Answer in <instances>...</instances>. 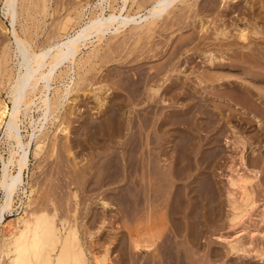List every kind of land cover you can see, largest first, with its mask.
<instances>
[{
    "label": "rangeland",
    "instance_id": "rangeland-1",
    "mask_svg": "<svg viewBox=\"0 0 264 264\" xmlns=\"http://www.w3.org/2000/svg\"><path fill=\"white\" fill-rule=\"evenodd\" d=\"M97 1L49 0L45 12L32 2L30 13L18 4L10 19L37 50L50 32L76 26L77 8L87 7L83 20L91 16ZM137 4L129 0L128 11ZM2 5L0 50L12 49ZM156 20L147 36L130 37L113 53L101 42V59L87 75L79 70L44 121L40 151L28 136L29 118L35 134L40 129L38 100L20 114L22 140L30 141L20 175L25 193L0 208V239L34 183L35 203L78 225L89 264L105 251V264H264V0H184ZM241 29L244 41L236 37ZM97 44L82 46L77 58ZM201 71L209 77L201 80ZM6 77L0 102L10 111ZM0 149L6 158V145ZM241 185L251 191L249 206ZM232 200L243 211L229 220Z\"/></svg>",
    "mask_w": 264,
    "mask_h": 264
},
{
    "label": "bare ground",
    "instance_id": "bare-ground-1",
    "mask_svg": "<svg viewBox=\"0 0 264 264\" xmlns=\"http://www.w3.org/2000/svg\"><path fill=\"white\" fill-rule=\"evenodd\" d=\"M48 1L49 0H2V15L4 17H9V22L13 29V40L11 41L13 47L10 49V47L8 48L7 45H5L0 50V83L3 82V77L7 75L6 79L9 85L6 91L11 102L10 111H8L6 104L0 102V125L1 129H3L2 137H0V147L1 143L4 144V149L2 151H5V145L7 147L6 158L0 149L1 210L7 209L12 205L15 195L25 193L23 187L21 188L23 178H21L20 175L27 166L28 146L30 141L28 142L26 140L27 142H24L22 140L23 137L19 125L20 114H27V110L35 103V99L38 100L36 102L40 104V114L36 119L39 120L40 129H38V133L35 134L37 130L35 126L36 120L33 121L32 118H29L31 119L29 122L31 131L28 133V136L29 139L32 137L36 138L34 148L40 151L43 139H45L43 135L46 134V132H42L43 135L41 134L44 121L46 122L48 117L51 118L53 113L59 110V106H62V100L65 94L69 92L71 85L77 81V76L75 77L76 74H78L79 79V70L82 72L81 75L86 74L89 69L91 70L93 65H95V63L92 62H94L95 59H101L99 58L101 55L99 50L101 47L103 49L101 42L105 39L104 50L113 53L117 50L118 46L124 47L125 41H128L130 37H143L146 35L147 31L151 30L153 24L156 23L155 20L159 15L171 10L175 4L184 2V0H130L133 3H138V10L129 12L127 8L129 0H120V4H114L110 1L107 2L108 0H98L96 3L94 2L92 4L91 10L89 9L91 16L86 20H83V16H85V8L87 9V7L83 6L80 10L77 8L76 16H72V18L74 17L73 21L76 23V26L68 33L56 34L50 32L49 34L51 35H47L48 38L42 43L43 45L35 50L28 41L29 39L27 40L17 33L10 18L15 12L16 14L21 12L18 11V4H20V10H23L25 13H30V8L34 5L32 2H36L38 10L40 9V11L45 12ZM34 8L35 7H33V9ZM106 10L109 12H106ZM125 30H127L128 33L124 35L120 41L110 40L115 36L117 38L118 34L121 32L123 33ZM221 30L222 29L218 32L224 35V31ZM244 30L245 29L237 31L236 37L238 40L244 41L246 39ZM106 35L108 37H106ZM93 42L98 43V46H93L90 51L87 52L83 60H81V56L77 58V54L81 50V47L85 46L87 43ZM133 42L135 41H132V43ZM11 55L14 56V66L13 68L12 66L8 68L7 62H9L8 60ZM65 62H67V64H65L64 69H62L60 66L62 65L63 67L62 63ZM206 72L202 73L201 71V80L209 77ZM203 77L205 78L203 79ZM70 79H72L70 83H67ZM55 80L60 81L65 91L56 86L58 83H55L56 85L54 86L52 85ZM66 85L68 87H66ZM51 87L53 88V92L50 97L47 91L50 90ZM158 88L157 86L151 89L152 95L157 92ZM43 172L44 171H42V173ZM244 182L247 183L248 180L244 179ZM33 184L29 186V193L26 194L27 200L24 202L22 213L12 219L7 228L4 229L3 236L0 239V264H89L80 238L78 225H76L75 222H71L70 218L68 219L65 215L58 217L56 208L49 210L47 205L44 204L40 206L35 203V200L30 198L35 189ZM245 185H241L243 191L241 199L244 205L249 206L248 199L250 198L251 191H249L248 187ZM229 203L233 211L229 220H234L241 215L243 209L237 200H232ZM231 248H236V246L232 245ZM106 252L107 251L100 257L93 255V260L96 264H105Z\"/></svg>",
    "mask_w": 264,
    "mask_h": 264
}]
</instances>
